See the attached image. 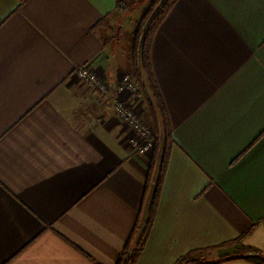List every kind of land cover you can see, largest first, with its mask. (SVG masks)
<instances>
[{
    "label": "crops",
    "instance_id": "obj_1",
    "mask_svg": "<svg viewBox=\"0 0 264 264\" xmlns=\"http://www.w3.org/2000/svg\"><path fill=\"white\" fill-rule=\"evenodd\" d=\"M149 1L0 0V264L116 263L153 152L75 69L114 90ZM151 61L174 142L137 264L264 252V0H177Z\"/></svg>",
    "mask_w": 264,
    "mask_h": 264
},
{
    "label": "trees",
    "instance_id": "obj_2",
    "mask_svg": "<svg viewBox=\"0 0 264 264\" xmlns=\"http://www.w3.org/2000/svg\"><path fill=\"white\" fill-rule=\"evenodd\" d=\"M176 2L177 0H151L147 10L144 11L141 18L137 21L133 32L132 70L136 84L142 93L148 112L151 114L155 125V145L148 164L141 204L133 229L115 264H137L141 256L152 227L165 171L170 158L171 147L174 142L168 112L152 69L151 48L158 27ZM151 192L148 215L145 218L146 201ZM244 249L253 250L250 246H245ZM261 253L264 255V252ZM263 255L261 262L257 264H264ZM239 258H245V256L224 258L215 263L219 264L223 261ZM188 262H190L188 258H181L176 264Z\"/></svg>",
    "mask_w": 264,
    "mask_h": 264
},
{
    "label": "built area",
    "instance_id": "obj_3",
    "mask_svg": "<svg viewBox=\"0 0 264 264\" xmlns=\"http://www.w3.org/2000/svg\"><path fill=\"white\" fill-rule=\"evenodd\" d=\"M75 75L85 81L91 88L99 92L102 95H108L111 92V85L107 80L102 79L89 64H83L75 69ZM112 105L113 109L120 118V120L126 124L129 130V144L137 152L148 155L154 148L155 139L154 133L150 126L145 122L144 118H141L136 112V106L132 99H124L123 94L131 92L137 97H141V93L138 90L135 81L131 74H124L116 88L112 90ZM139 92V93H138Z\"/></svg>",
    "mask_w": 264,
    "mask_h": 264
},
{
    "label": "rangeland",
    "instance_id": "obj_4",
    "mask_svg": "<svg viewBox=\"0 0 264 264\" xmlns=\"http://www.w3.org/2000/svg\"><path fill=\"white\" fill-rule=\"evenodd\" d=\"M150 3H151V0L149 1V3H148V5H147V7L145 8V10H147V8H148V6L150 5ZM144 10V11H145ZM140 18H141V16H140ZM139 18V19H140ZM138 19V20H139ZM137 20V21H138ZM137 21H136V23H137ZM133 32H134V30H133ZM133 32H132V38H131V44H130V60H131V50H132V47H133V42H132V40H133ZM124 73L125 74H131L132 75V78H133V80L135 81V78H134V74H133V70H132V64H131V67H130V69L129 70H126V71H124ZM124 73H123V75H124ZM82 80V79H81ZM105 80V79H104ZM135 84H136V82H135ZM137 85V84H136ZM138 87V86H137ZM138 90H139V88H138ZM97 92V91H96ZM112 90H111V92L108 94V95H102V94H100L99 92H97L100 96H103V97H105L108 101H110V103H111V107H112V110L114 111V109H113V105H112V100H111V96H112ZM126 92V91H125ZM139 92L141 93V91L139 90ZM138 92V93H139ZM140 99H142L143 101H144V99H143V96H142V93H141V97H140ZM143 110L145 111L146 110V114H145V112H144V116H145V118H144V120H145V122H147L148 123V125L150 126V128H151V130H152V132L154 133V139H155V125H154V122H153V119H152V117H151V114L148 112V109H147V106H146V102L144 101V104H143ZM112 111V112H113ZM136 113H138V111L136 112ZM113 117H117L118 118V116L116 115V113H115V111L113 112ZM142 118V117H141ZM118 119H120V118H118ZM124 125L126 126V124L124 123ZM128 128V127H127ZM130 130V129H129ZM153 150H154V148L151 150V152H150V154L153 152ZM147 215H148V213H147ZM147 218V217H146ZM251 256L252 257V259H256V260H262V253L261 252H258V251H255V250H245L244 249V247H242V248H240V247H236V252L235 253H232V254H229V255H227V256H225L224 258H230V257H236V256ZM264 256V255H263ZM224 258H222V259H224Z\"/></svg>",
    "mask_w": 264,
    "mask_h": 264
}]
</instances>
